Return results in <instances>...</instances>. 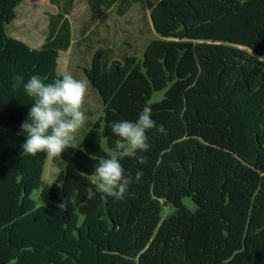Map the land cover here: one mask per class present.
<instances>
[{
  "label": "trees",
  "instance_id": "trees-1",
  "mask_svg": "<svg viewBox=\"0 0 264 264\" xmlns=\"http://www.w3.org/2000/svg\"><path fill=\"white\" fill-rule=\"evenodd\" d=\"M23 1L0 0V264H264V0H144L150 11L135 9L133 26L157 38L141 54L123 29L116 50L86 47L89 63L71 75L88 83L102 115L92 123L84 102L83 137L61 154L44 207L31 195L48 154H22L34 101L12 84L15 75L62 78L65 46L58 37L33 49L7 36ZM93 1L98 15L124 17L141 0ZM155 93L162 98L151 102ZM145 107L166 133L147 132L146 163L120 159L125 176L143 175L124 199L105 202L90 175L118 155L112 124ZM161 202L174 210L162 221Z\"/></svg>",
  "mask_w": 264,
  "mask_h": 264
},
{
  "label": "rangeland",
  "instance_id": "rangeland-1",
  "mask_svg": "<svg viewBox=\"0 0 264 264\" xmlns=\"http://www.w3.org/2000/svg\"><path fill=\"white\" fill-rule=\"evenodd\" d=\"M97 5L98 3L93 0H24L17 7L15 19L6 26L5 31L8 37L21 41L33 49L41 48L54 38H62L65 49L59 55L58 72L63 76L65 73L71 74L74 70L76 71L74 75L78 77L85 64L90 61L91 53L86 52V47L105 45L116 50L123 41L121 29L138 38L135 45L138 54H141L148 41L157 38L154 32L139 36L133 26L136 19L133 14L135 9L141 6L147 14L150 11L144 0L135 5L124 17H118L114 10H102L98 15V9L95 10ZM162 95L163 93L153 94L151 102L160 100ZM85 102L93 114L89 120L94 123L102 115V107L96 96L89 91ZM83 133L82 127L75 134V148L69 147L63 151L62 154L66 158L78 147ZM61 163L60 157L47 156L41 178L42 186L31 195L37 207H44L49 203V189L62 171ZM181 202L189 211L196 210L191 199L183 198ZM173 211L170 205L161 202V221Z\"/></svg>",
  "mask_w": 264,
  "mask_h": 264
},
{
  "label": "clouds",
  "instance_id": "clouds-1",
  "mask_svg": "<svg viewBox=\"0 0 264 264\" xmlns=\"http://www.w3.org/2000/svg\"><path fill=\"white\" fill-rule=\"evenodd\" d=\"M21 86L34 101L27 119L20 125V134L26 135L21 146L22 154L35 156L46 152L52 157H60L66 148H75V134L88 120L83 107L88 83L67 73L48 83L39 74L32 75L27 82L23 76L15 75L13 91ZM258 127L264 129V124ZM151 129L166 133L164 126H157L151 118L149 107H145L135 121L120 120L112 124L113 133L119 137L116 144L118 155L101 158L90 175L91 184L101 194V200L106 202L108 197L122 200L129 186L139 182L142 171H137L134 181L132 176H125L120 159L133 158L139 164L146 163L147 157L140 153L148 152L151 147L147 135ZM95 196L96 191L89 187L87 198L91 200Z\"/></svg>",
  "mask_w": 264,
  "mask_h": 264
}]
</instances>
